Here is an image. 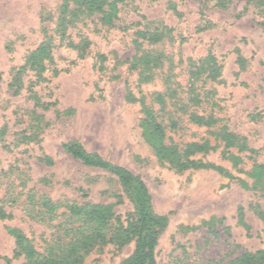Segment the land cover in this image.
Masks as SVG:
<instances>
[{"label": "rangeland", "instance_id": "374dc122", "mask_svg": "<svg viewBox=\"0 0 264 264\" xmlns=\"http://www.w3.org/2000/svg\"><path fill=\"white\" fill-rule=\"evenodd\" d=\"M63 3L0 0V204L12 215L0 218V264H25L23 256H13L8 228L21 229L38 245L54 232L24 212L29 188L54 201L110 204L122 219L132 214L133 204L117 178L73 158L62 148L70 141L128 168L145 183L154 212L167 216L155 248L157 264H225L244 250H264V190L250 188L249 174L253 163L264 164V0H123L110 25L69 1L61 39ZM45 35L54 45L52 64L43 62L45 80L36 81L26 67L11 84ZM69 40L88 42L83 59ZM145 53L151 57L149 72L137 60ZM206 57H213L219 76L194 80L199 98L204 95L209 103L193 105L187 101L186 65ZM172 89L187 99H170L174 128L158 111L167 140L218 143L206 126L189 120L193 109L212 112L218 125L255 152L215 145L191 155L229 175L210 168L180 171L159 161L142 135L143 114L134 99L143 95L159 108L153 102L157 93L171 96ZM231 155L239 157L237 164ZM42 156L52 163L39 161ZM238 206L248 230L237 222ZM133 249V240L120 248L107 243L82 264H119Z\"/></svg>", "mask_w": 264, "mask_h": 264}, {"label": "trees", "instance_id": "16d2710c", "mask_svg": "<svg viewBox=\"0 0 264 264\" xmlns=\"http://www.w3.org/2000/svg\"><path fill=\"white\" fill-rule=\"evenodd\" d=\"M69 1L77 2L88 15L98 14L103 24L110 25L119 11L117 3L123 0H64L58 18L59 26L62 28L61 39L66 36L68 24H66L65 15L68 13ZM87 43L86 40L77 43L69 40L67 45L77 51V58L83 59L86 55ZM53 46L51 36L45 35L43 41L27 56L25 63L18 68L11 84L17 80V76L26 67L34 71L36 81L45 80L43 62L48 60L52 64L51 49ZM150 58V53H145L137 59L142 62L143 69L148 70V72L150 71ZM186 68L190 82L186 91L187 95L191 93L189 100L186 97L177 96L175 89H172L171 96L166 91L157 93L153 102H159V108H155L152 101L146 102V97L143 95L134 99L139 101L143 114L140 120L142 135L151 145L157 159L167 161L172 168L180 171L189 168H210L224 175H229L219 165L191 158L195 152L211 150L215 145H222L224 150L235 147L240 152L242 150H248L247 152L250 154L255 152L241 143L240 139L225 125H218L220 119L212 112L199 114L192 109L188 113V118L197 125L206 126L209 133L214 136V141L218 142L217 144L211 145L212 141L208 138H205L203 142L193 141L182 145L170 139L167 140L166 127L162 119H159L158 111L163 110L164 115L169 116V126L171 128L176 127L175 111L169 110L170 99L174 97L175 101L180 102L187 99L188 102L192 101L193 105L198 102L209 103V99H206L204 95L199 98L201 93L194 88V80L196 81L201 75H204V79L211 80H215L219 76V66L213 62V57L199 60L193 66L186 65ZM139 74H142V71ZM17 92L18 89L16 88L15 93ZM211 102L213 105L214 101ZM62 148L84 165L99 168L114 175L129 196L134 210L132 214L122 219L113 211L110 204H78L69 200L54 201L47 194L35 192L33 188H29L24 192L25 201L29 208L25 209L24 212L31 219L49 224L54 228V232L43 240V245H38L21 229L17 227L8 228L15 242L13 256H23L25 264H82L85 257L95 248L100 249L107 243L120 248L133 240L134 249L132 253L119 264H157L155 248L158 243V235L167 224V216L154 212L151 195L141 178L124 166L104 160L95 153L86 152L77 141L65 142L62 144ZM231 158L235 164L240 160L234 155H231ZM38 160L47 165L52 163L48 156L39 157ZM249 174L252 179L250 188L264 190V164L253 163ZM244 186L247 185L244 184ZM11 216V213L5 210L4 205L0 204V218H10ZM262 218L264 220V216ZM52 222H54L53 225L50 224ZM237 222L246 230L249 229L243 219L242 206L237 207ZM4 259L10 262L9 258L4 257ZM225 264H264V250H244Z\"/></svg>", "mask_w": 264, "mask_h": 264}]
</instances>
